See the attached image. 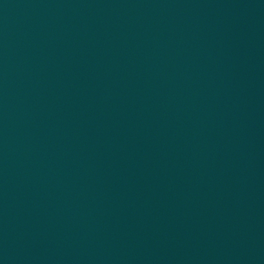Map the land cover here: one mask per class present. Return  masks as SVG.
<instances>
[{
	"label": "water",
	"instance_id": "95a60500",
	"mask_svg": "<svg viewBox=\"0 0 264 264\" xmlns=\"http://www.w3.org/2000/svg\"><path fill=\"white\" fill-rule=\"evenodd\" d=\"M0 264H264V0H0Z\"/></svg>",
	"mask_w": 264,
	"mask_h": 264
}]
</instances>
